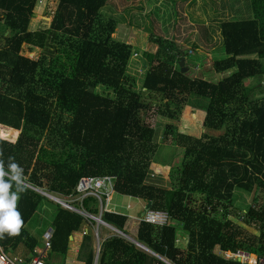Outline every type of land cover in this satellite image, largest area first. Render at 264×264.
Returning <instances> with one entry per match:
<instances>
[{
  "label": "trees",
  "instance_id": "1",
  "mask_svg": "<svg viewBox=\"0 0 264 264\" xmlns=\"http://www.w3.org/2000/svg\"><path fill=\"white\" fill-rule=\"evenodd\" d=\"M37 1L0 0V150L5 161L13 156L29 185L64 197L82 177H115L117 193L149 200L150 210L169 214L164 226L140 223L136 238L174 264H240L225 260L216 249L264 255V200L259 209L246 207L242 214L234 210L237 191L264 195V103H253L249 111L246 107L256 89L247 80L264 83V0H248L250 17L220 24L226 57L213 63L216 73L227 74L223 79L209 81L190 77V69L185 74L180 66L175 69L182 59L188 67V53L175 39L151 33L150 42L159 49L143 53L146 71L139 89L136 78L127 74L138 49L115 40L119 22L101 13L115 1L55 0L48 28L32 31ZM226 6L233 13L242 10L228 2ZM26 46L40 50V57L26 56ZM165 100L166 120L178 121L176 115L191 106L206 114L205 129L224 134L195 139L179 134L169 123L158 143L160 133L142 114L148 119ZM197 113L183 121L181 132L202 120L203 114ZM246 123L256 130L245 131ZM161 144L184 150L180 166L170 173V184L150 177ZM79 148L88 153L86 161L84 153L72 152ZM197 193L205 196L200 207H194ZM46 206V197L27 185L17 205L23 219L20 234L5 233L0 239L7 254ZM83 206L99 213L92 195ZM50 212L49 254L65 255L72 234L85 220L58 204ZM234 219L261 230L259 236L240 239ZM103 220L123 231L128 219L105 212ZM179 230L189 238L185 249L178 242ZM84 238L91 247L92 237ZM94 256L90 248L84 263L94 264ZM99 264L164 263L113 234L102 243Z\"/></svg>",
  "mask_w": 264,
  "mask_h": 264
},
{
  "label": "rangeland",
  "instance_id": "2",
  "mask_svg": "<svg viewBox=\"0 0 264 264\" xmlns=\"http://www.w3.org/2000/svg\"><path fill=\"white\" fill-rule=\"evenodd\" d=\"M111 2L115 1V4H108L104 6L101 10L102 15L105 19L113 17L114 20L119 22L113 38L117 41L126 42L133 45L137 51H135L133 59L130 61L128 75L136 78L135 86L140 88L142 86V81L146 71V66L144 64L143 53H156L158 50V45L156 43L150 42L151 33L156 35H162L164 37H170L172 34L177 39L178 44L183 50L188 53L187 64L190 69V77L204 78L207 80L219 81L225 77L227 74H218L214 70V60L218 57L219 59L225 58L226 53L223 47L221 46L222 38L220 35V24L225 20H233L238 17H250L251 9L248 6V0H110ZM157 1H160L157 5ZM227 2L229 5H234L236 8L240 7L242 10L238 13H233L232 10L228 8ZM56 5L55 0H38L37 6L34 11L35 18L31 22L30 30L38 31L45 28H48L51 21L53 8ZM227 7V8H226ZM249 9V11H248ZM1 15V14H0ZM234 15V17H233ZM175 21L176 25L173 24ZM197 45L196 50L193 49V46ZM25 55L37 59L41 55L40 50H31L29 46L25 47ZM179 61H176L174 68H178ZM264 77V76H263ZM259 78L247 80V84L256 85V89L252 91L249 95V104L246 106L249 111V106L253 103L262 104L264 103V86L263 82L259 83ZM99 92L104 94L111 93L109 90L105 92L100 89ZM165 101H161L160 105L158 104L154 111L151 113V116L146 117L145 112L142 114V119L145 123L150 124L155 127L160 133L158 136V143H161L163 137V129L166 124L171 123L174 126L178 133L184 127L183 121L185 119H190L194 115H199L198 113H193L192 109H183L181 114H177L179 117L178 121H169L166 120L164 115V104ZM174 110V109H173ZM175 111V110H174ZM202 120L198 121L195 124H190L187 126V130L184 132L186 134L192 133L194 138H203L201 134V125H203L204 117H201ZM182 122V123H181ZM190 122V121H188ZM185 128V127H184ZM180 129V131H179ZM185 130V129H184ZM189 130V131H188ZM208 134L209 138H217V134L210 133V130L204 128ZM176 132V131H175ZM225 131H223L224 134ZM197 135V136H196ZM20 136V132H19ZM18 136V138H19ZM17 138V140H18ZM17 140L15 142H17ZM5 141V140H4ZM46 139L43 140V146L45 145ZM171 144V143H170ZM160 145V149L153 160L151 167L152 178L154 182H159L163 184H170V173L173 168H178L182 162V157L184 153H181V148L172 146V145ZM80 149V148H79ZM82 149L72 150L74 154L84 153L85 157L82 161H86L88 153ZM67 154L72 156V154L67 151ZM179 165V166H178ZM161 177L160 178L158 177ZM160 180V181H159ZM47 187V186H46ZM45 193L56 197L63 198L64 196L57 195L55 193L46 192ZM237 199L234 202V210L237 209L238 212L242 214L243 210L246 207L255 206L256 209L261 208V204L264 200V195H258L255 193H245L237 191ZM105 199V197H103ZM205 196L201 194L195 195L194 207H200ZM127 198H123L122 195L113 191L111 193L110 203L107 205L108 209H111L113 205H117V208H114L117 211L125 212L124 209L120 208L121 203L126 204ZM47 210L42 212H37L31 221L26 226L27 229L23 231L19 239L16 240L17 244L12 247L11 250L17 247L18 250H23V248H32L35 243V238H37L39 246L42 245L43 237L46 231L51 226L52 215L50 210L56 203L51 202L49 198H46ZM259 206V207H258ZM137 215V214H135ZM233 219V218H232ZM133 220H136L133 218ZM234 223V228H238L241 235L240 239L258 237L259 232L258 228L248 227L243 224V219L232 221ZM128 225H131L129 222H126ZM95 226H88L90 237H92L91 244L86 246L87 241L82 236V232L86 230V226H83L77 233L72 234V240L69 241L70 250L65 254H53L50 258L51 264H84V260L87 256L88 251L92 248L95 252V248H98V244L104 242V239L113 235V232L102 225L99 228L100 239L95 237ZM138 224H133L137 227ZM135 227V229H137ZM30 233L34 239H30L25 243L26 233ZM125 235L130 237H135L134 230L129 228H124L122 231ZM43 236V237H42ZM184 240H179L180 246L185 249L187 248L186 242ZM84 243V247L82 244ZM185 245V246H184ZM79 250V254H77ZM220 253V249H216ZM14 256H19L17 259L25 260V256L21 254H13ZM22 257V258H20ZM26 264V263H25Z\"/></svg>",
  "mask_w": 264,
  "mask_h": 264
},
{
  "label": "built area",
  "instance_id": "3",
  "mask_svg": "<svg viewBox=\"0 0 264 264\" xmlns=\"http://www.w3.org/2000/svg\"><path fill=\"white\" fill-rule=\"evenodd\" d=\"M188 57H186L187 59ZM113 181L109 177L104 178H93V177H82L75 188L74 192L69 194L65 199L55 198L47 193L43 192L47 198L51 200V202L57 203L63 209L79 214L85 219L86 225H90L93 221H96L98 225L107 226L106 223L102 219V214L105 211L103 207V196H105L107 202L110 200V191H112ZM94 195L99 199L100 202V214L93 215L88 212L83 206V200L90 196ZM141 220L163 226L169 222V215L162 212L148 211L144 218ZM119 235H123L121 232L116 231ZM89 231L86 229L83 232V236H87ZM96 235L98 237V233L96 230ZM53 237V230L51 228L45 232L43 237V244L41 247H36L32 251V257L30 260H22V259H12L10 258L0 246V264H48L46 259L48 258L49 251L51 249V240ZM187 241V240H186ZM179 242V240H178ZM187 243V242H186ZM135 244H137L135 242ZM147 254L155 257L166 264H174L167 261L165 258L157 255L153 251L148 248L142 247ZM227 261L239 262L240 264H264V255H259L255 253H250L249 251L243 249H237L236 251H223L220 249V253H218ZM94 264H99V258L97 257L94 261Z\"/></svg>",
  "mask_w": 264,
  "mask_h": 264
},
{
  "label": "clouds",
  "instance_id": "4",
  "mask_svg": "<svg viewBox=\"0 0 264 264\" xmlns=\"http://www.w3.org/2000/svg\"><path fill=\"white\" fill-rule=\"evenodd\" d=\"M158 49H159V46H158ZM179 63H180V61H179ZM0 140H2V139H0ZM7 142H9V141H7ZM15 143L16 142H14L12 144H15ZM87 177H89V176H87ZM104 177H109L113 181L112 191H110V198H111V193L113 191H115L114 190L115 177H113V176H103V177H93V178H104ZM28 183H29V179L24 174V169L16 162L15 158L13 156H8L7 157V161H5V159H4V152H3V150H0V239H3L4 238L5 233H7L8 236H17V235L20 234L21 228L23 227V219H22V216H21L20 212L18 211L17 205H18V201L20 200L21 194H23L26 191V186L28 185V187H30L31 189L35 190L39 194L43 195V192H44L45 189H40V188L33 187V186L29 185ZM13 187H15V190L14 191H13ZM75 188H77V186H75ZM75 188H74V190H75ZM74 190H73V192H74ZM43 196H45V195H43ZM92 196H94V195H92ZM66 197L67 196H65L63 198H58V199H65ZM94 197H96V196H94ZM103 197H105V196H103ZM97 200H98L99 213L98 214H93L91 212L90 213L93 214V215H97L98 216L100 214V202H99V199L98 198H97ZM109 202H110V200H108V202H107L106 198L105 199L103 198V207L105 209V211L103 212V214L105 212H109V210L107 208V204ZM148 211H155V210H150V207L148 209L145 207V209L143 211V215H140L137 218V224H138L137 226H139V224L142 223V222L143 223H147V224H151V223H148V222H145V221L141 220L142 218H144V215ZM155 212H162V211H155ZM162 213H165V212H162ZM103 214H102V219H103ZM167 215H169V214H167ZM169 219H170V217H169ZM104 222L106 223L107 226H103L102 225L103 227L111 230L113 232V234H115L116 236L124 239L128 243L134 245L140 251L146 253L142 248H140L139 246H137V244H138V245H141L142 247L148 248L144 244L140 243L137 240V238H136L137 233H136V236L135 237H130L128 235H125L122 231L116 229L115 227H113L112 225H110L109 223H107L106 221H104ZM94 223L97 224L96 221H93L90 225H86V222H85V224L83 226H86V229L88 230L87 227L88 226H90V227L95 226ZM167 223H169V222H167ZM151 225H156V224H151ZM165 225H167V224H165ZM100 226L101 225H98L97 224L96 230H97V233H98V237L96 235V230H95V234H94V236L97 237V238H99V239H100V236H99V228H100ZM156 226H160V225H156ZM137 230H138V227H137ZM116 231L121 232L123 235H120V234L118 235L116 233ZM83 232H82V236H83ZM87 236H90V233ZM83 237H86V236H83ZM135 242L137 244H135ZM42 244H43V242H42ZM41 246H38V247H41ZM101 248H102L101 247V243L98 244V248H95V250L97 251V257L98 258H100L99 256H100V253H101ZM3 251L7 254V252L4 249H3ZM7 255L10 258H12V259H17L16 257H14V258L11 257L9 254H7ZM147 255H149V254H147ZM149 256H151V255H149ZM30 259L28 258V259H25V260H30ZM46 262H47V259H46ZM164 264H166V263H164Z\"/></svg>",
  "mask_w": 264,
  "mask_h": 264
},
{
  "label": "crops",
  "instance_id": "5",
  "mask_svg": "<svg viewBox=\"0 0 264 264\" xmlns=\"http://www.w3.org/2000/svg\"><path fill=\"white\" fill-rule=\"evenodd\" d=\"M160 1H157V3H156V5L159 3ZM173 24L174 25H176V23H175V21L173 22ZM162 36V35H161ZM174 36H176V34H172V35H170V37H164V36H162V37H164V38H169V39H175L176 41H177V39L174 37ZM186 109H192V107L191 106H186ZM192 112L193 113H197V112H201L203 115H202V117H204V120H205V118H206V114L204 113V112H202V111H194V109H192ZM182 123V122H181ZM204 123V122H203ZM203 126V127H202ZM201 127H202V129H201V134H202V136H204V135H207L208 136V134H204L203 135V133H207V131H205L204 130V124L203 125H201ZM208 130V129H207ZM244 130L245 131H248V132H252V130H256V129H254V128H252L251 127V124H245L244 125ZM179 131H180V129H179ZM212 132V134H217L218 132H215V131H211L210 130V133ZM179 134H182V135H186V136H189V137H192V138H194L193 136H190V135H188V134H186V133H183V132H179ZM221 134H223V133H221V132H219L218 133V136H217V138L221 135ZM195 139H198V138H195ZM200 139V138H199ZM175 147H177V146H175ZM179 148V147H178ZM182 150V152L181 153H184V150L183 149H181ZM184 155V154H183ZM120 195H122V197L125 199V198H127V200H126V204H124V203H121V205H120V208L121 209H124V213L122 212V211H117V210H115L114 208H117V205H113V207L111 208V209H108L109 210V212L110 213H115V214H122V215H125V216H127V221L126 222H129L131 225H128L127 223L125 224V226H124V228H131L132 230H134V235L136 236V233H137V229H135V227L136 226H133V224H135V222H136V224H137V218L143 213V211H144V209H145V207H146V205H147V202H146V200H144V199H141V198H138V197H132V196H129V195H124V194H120ZM110 203V202H109ZM108 203V204H109ZM107 204V205H108ZM45 213V212H44ZM135 214H137V215H135ZM133 218L134 219H136V220H133ZM138 227V226H137ZM136 227V228H137ZM27 229V228H26ZM181 235H183V236H181ZM43 237V236H42ZM34 239V237L28 232V233H26V235H25V243H27L30 239ZM72 236H71V239L70 240H72ZM107 239V238H106ZM184 240L183 242H184V244H185V242H187V243H189V238L182 232V230H179L178 231V240ZM105 240V239H104ZM187 240V241H186ZM38 244V246H39V243H38V240H37V238H35V243H34V245L35 244ZM33 245V246H34ZM179 245H180V243H179ZM185 246V245H184ZM147 247V246H146ZM11 249H12V247H11ZM10 249V253H9V255L11 256V257H13V254H16V255H18V254H21V255H24L25 256V258L24 259H30L31 257H32V251H31V248H23V250H18L17 249V247H15V249H13V250H11ZM150 249V248H149ZM33 250V249H32ZM70 250V246L68 245V251ZM67 251V252H68ZM218 253V252H217ZM77 254H79V250H77ZM94 254H95V256H94V261H95V259L97 258V251L95 250V252H94ZM51 254H49L48 255V258H47V262H48V264H51V262H50V258H51ZM14 257H16V258H19V256H14ZM100 257V256H99ZM153 257V256H152ZM20 258H22V257H20ZM155 258V257H154ZM166 259V258H165ZM167 261H169V262H172L170 259H166ZM173 263V262H172ZM85 264V263H84Z\"/></svg>",
  "mask_w": 264,
  "mask_h": 264
},
{
  "label": "water",
  "instance_id": "6",
  "mask_svg": "<svg viewBox=\"0 0 264 264\" xmlns=\"http://www.w3.org/2000/svg\"><path fill=\"white\" fill-rule=\"evenodd\" d=\"M179 66L181 67V72H182L183 74H185V73L188 72L189 68L185 66V60H184V59H182V60L180 61ZM150 204H151V202H149V200H148L147 205H146V208H147V209L150 207ZM141 215H143V213H142ZM70 239H71V238H70Z\"/></svg>",
  "mask_w": 264,
  "mask_h": 264
}]
</instances>
